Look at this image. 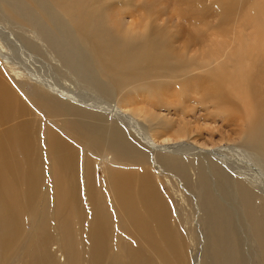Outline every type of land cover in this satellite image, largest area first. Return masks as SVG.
<instances>
[{"label": "bare ground", "instance_id": "bare-ground-1", "mask_svg": "<svg viewBox=\"0 0 264 264\" xmlns=\"http://www.w3.org/2000/svg\"><path fill=\"white\" fill-rule=\"evenodd\" d=\"M215 4L221 8L218 12L231 9L228 0ZM131 8L139 11L128 27H122L119 16L129 14ZM205 11L209 12L203 7L199 14L185 17L197 25L206 20ZM161 14L154 4L134 0H0V17L18 26L17 32L5 33L21 54L26 53L27 65L38 61L30 67L23 63L26 68L20 66L16 73L20 78L11 77L5 72L14 71L13 64L0 42V58L8 65L0 61V124H4L0 127V248L7 249L8 257L19 252L32 264H56L47 247L53 240L48 239L49 227H56L64 260L58 264H82L84 258L88 264H127L124 260L190 264L186 251L194 229L186 231L180 221H172L174 201L159 194L158 169L177 175V181L193 191L197 210L203 211L199 217L205 241L201 264H264V63L255 57L245 78L239 80L244 90L239 98L248 106L244 117L250 122L241 131L239 145L202 148L180 140L157 142L155 130L161 122L156 116L147 117L148 110L142 108L133 116L126 106L148 104L142 100L163 106L158 98L164 99L167 89L179 90L177 99L189 88L224 99L222 83L233 85L226 68L211 65L217 48L207 47L203 55L190 51L205 40L200 30L194 34L172 31L159 21ZM134 28L138 31L133 32ZM200 69L204 74L197 73ZM62 81L67 82L62 86ZM27 82L32 85L25 89ZM80 88L92 96H78H84ZM28 106L57 117L60 131H46L42 138L21 133L28 125L14 115ZM225 111L232 113L233 106ZM119 119L131 129L117 124ZM77 146L103 149L115 160L139 166L110 196L124 204L120 222L123 229H135L136 243L119 250L106 246L108 197L100 193L103 188L93 191L94 155L90 160H76ZM46 168L56 185L51 194L42 192ZM81 180L84 187L90 186L85 237L78 226L81 214L74 212L81 210L74 198ZM51 200L56 225L48 218ZM140 207L145 215L134 212ZM22 211L27 212L26 220ZM108 249L115 251L112 256L106 255ZM249 249L256 258L253 263L247 259ZM8 257L0 259V264Z\"/></svg>", "mask_w": 264, "mask_h": 264}, {"label": "rangeland", "instance_id": "rangeland-1", "mask_svg": "<svg viewBox=\"0 0 264 264\" xmlns=\"http://www.w3.org/2000/svg\"><path fill=\"white\" fill-rule=\"evenodd\" d=\"M193 1L194 0H134V2L142 5L146 3L154 4L156 10H162L163 14L160 15L159 21H164L163 23H165L172 31H181L184 34H188V32L194 34L195 31L200 30L205 40L201 42L200 45L198 44L195 46L196 51L191 49L190 51L192 53L198 52L203 55V52L207 49V47L217 48V59H215L211 65H217L219 68H226L225 70L229 72V76L233 77L232 87L226 83H222L223 93L225 96L224 99L209 98L203 93L195 92V89L193 88H189L188 91H186V95L177 99L176 95L179 93V90L174 89L173 91L171 89H167L166 92H164L165 98H158L163 102V106H159L157 103L155 105H151V101L142 100V102H148V104L145 103L144 105L139 104L136 106L129 105L125 108L128 109L129 112L131 111L133 116L137 114L138 108H142L144 111L148 110L147 112H144V114H148L146 115L147 117H149V115L156 116L157 120L161 122L160 125L156 126L158 127L157 130H155V133L158 134L156 135L157 142H162V140L166 139L180 140L202 148H223L226 146H237L241 143V131L250 123L248 122L247 118L244 117L245 110H248V106H244L241 99L239 98V96H243L244 94L243 84L242 82H239V80L241 77L245 78L244 73L250 68L252 65V60H255V57H258L259 60L264 63V0H228L231 2L230 10H232V12L229 9L218 12L217 9L221 8L216 6L215 1L217 0H199L195 4ZM203 7L208 9L209 12H204L205 14L207 13L206 20L197 24L198 26L191 22L189 18L187 19L185 17L188 14H199ZM132 9L133 8L130 9L129 14L122 10L123 12L121 13L125 12V14H120L119 16H122V27H128L131 19H133L134 15L139 11L133 9V12ZM178 15H180V17H178ZM224 19L227 20L223 23ZM183 20L187 21L188 24H186V22ZM190 22L193 27H191V24L189 25ZM202 23L207 26L201 25ZM15 25L16 24L10 23L4 18L0 17V26L3 28L0 30V42L7 49L8 57L14 68V71H7L5 74H11V77L20 78V75L17 76L16 74L21 71L19 69L20 66L24 67L23 65L25 64L26 67H30L34 64L36 65L38 61L29 62V65H27L28 62H25V56H27L25 55L26 53L21 54L20 51L16 49L14 39L7 35V32L5 33V31L10 30V32L13 33H15V30L17 32L18 28L16 27L18 26ZM134 29L135 31H133ZM134 29H132L133 32L138 31L137 28ZM14 37L16 38L15 35ZM0 61L4 65V61L1 60V58ZM6 66L8 65L5 64L4 67ZM202 69H204V66H202ZM202 69H200L199 72L197 71V73L204 74V70ZM238 73H240L239 76ZM65 82L62 83V86L65 84ZM29 85H32V83L27 82L24 85V88H29ZM239 88L242 89L239 90ZM81 89L82 88L78 90L83 92L84 96L80 95L79 93V95L77 93L76 94L80 97L86 98L85 96L90 94L89 91ZM234 90L236 91V94L233 92ZM231 105L233 106V111L229 114L227 111H225V109ZM14 116L16 121L21 122L24 125H28V129L21 130V133L27 132V135L29 134L31 137L33 136L36 138V136H38L39 138H42L46 131L59 132L61 128V123L58 122L57 117L45 115L34 106H28L23 112L15 114ZM137 119H139L138 121L140 124L146 128V130H148L145 121H141L139 117ZM105 122H113V120L110 121L106 119ZM117 124L122 125L120 119L117 121ZM124 125L129 130L131 129L129 128L126 121L122 127ZM3 126V123L0 124V127ZM76 150L78 151L76 159L78 161L81 159L90 160L91 155H94V160L91 165L93 171L92 179L95 184L93 191L103 188L100 193L104 197H108L106 201H109L108 203L110 204V207L109 215L106 219V225L110 235L106 236L105 238L106 246L107 244L113 248L116 246L119 250L124 244L129 245L136 243L135 229H123L120 222V215L123 211L124 204H122L119 200H114L110 196L114 197V187L120 182L126 183L129 180V174L137 172L139 166H136V164L132 162L115 160L110 152L103 149L93 151L84 146H77ZM224 154L227 156V153ZM39 167H41L40 164L36 169L39 170L38 177L40 178L41 169ZM49 168H46L47 173L42 183V192H46L47 194H51L48 192H53V188L56 186L54 185V181H52L53 173ZM156 171L159 174L157 176L159 177V180H155L159 194L161 196L163 195V198H170L174 201L175 215L172 216V221H180L181 227L186 229V231H190V228L192 230L194 229L193 231H190V233L191 236H195L193 238H188L186 259L190 264H201L202 261L200 260H202V256L205 253V250L203 249L205 247V241L204 228L201 226L202 221L199 220V217H201V213L203 215V211L201 209H199L200 211L197 210L198 208L195 205V201H193V191H191L189 188H185L186 185L183 181L178 182L175 177L177 175L172 174L171 171L165 173L159 172L158 169ZM124 173L125 177L122 176ZM82 182V180L81 183L79 182L81 186L77 184L76 191L74 193V198L79 201L81 210H74V212H79V214H81V218L78 221V226L82 228L83 237H85L88 223L87 218H84V215L87 216L89 211L88 205L90 204V201L88 199L87 193L90 190V186L87 183L88 186L84 187ZM107 182H110L112 186ZM106 184L112 187L111 190ZM19 187L21 188L23 185L19 184ZM175 191L178 192L176 193ZM86 198L88 199L89 203L87 202ZM113 207L115 210H113ZM53 208L54 202L51 200V211L48 214V218L50 217V219L54 221V224L56 225ZM36 209H41V207L37 204V201ZM69 211L70 210L68 209L65 211V213H68ZM134 212L145 215V210H143V207L134 210ZM22 219H27V212L22 211ZM49 230L51 233L48 234L50 237H48V239L53 240L49 241L47 245L48 250L53 255L54 263H63V257L58 251L60 247L58 235L59 231L56 227H49ZM239 232L241 233L240 229ZM251 250L252 249H249L251 255L248 253L247 259L250 263H253L255 262L256 258L254 257L253 251ZM114 252V250L108 249L106 251V255L108 257L112 256ZM144 254L147 255L148 253L144 252ZM10 255L11 254L5 247L0 248V259L6 258ZM9 258L10 257H8V260L5 264H32L25 261L24 256L19 252L13 253L11 258ZM106 261L109 262L110 260ZM124 262L127 264H139L137 262L130 263L127 260H124ZM82 264H88L86 258L82 259Z\"/></svg>", "mask_w": 264, "mask_h": 264}]
</instances>
